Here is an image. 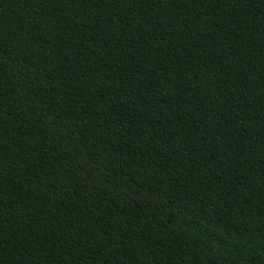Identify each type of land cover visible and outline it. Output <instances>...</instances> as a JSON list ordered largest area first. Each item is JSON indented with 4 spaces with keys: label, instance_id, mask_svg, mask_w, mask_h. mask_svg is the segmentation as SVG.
I'll list each match as a JSON object with an SVG mask.
<instances>
[{
    "label": "trees",
    "instance_id": "obj_1",
    "mask_svg": "<svg viewBox=\"0 0 264 264\" xmlns=\"http://www.w3.org/2000/svg\"><path fill=\"white\" fill-rule=\"evenodd\" d=\"M0 264H264V0H0Z\"/></svg>",
    "mask_w": 264,
    "mask_h": 264
}]
</instances>
